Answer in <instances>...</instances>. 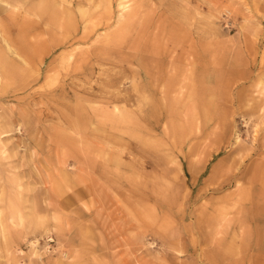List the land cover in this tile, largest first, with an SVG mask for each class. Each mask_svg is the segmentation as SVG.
Returning <instances> with one entry per match:
<instances>
[{"label":"rangeland","instance_id":"obj_1","mask_svg":"<svg viewBox=\"0 0 264 264\" xmlns=\"http://www.w3.org/2000/svg\"><path fill=\"white\" fill-rule=\"evenodd\" d=\"M45 1L0 26V264H264V0Z\"/></svg>","mask_w":264,"mask_h":264},{"label":"bare ground","instance_id":"obj_2","mask_svg":"<svg viewBox=\"0 0 264 264\" xmlns=\"http://www.w3.org/2000/svg\"><path fill=\"white\" fill-rule=\"evenodd\" d=\"M10 1V0H9ZM9 1H6V0H0V14H2L3 16H0V26L3 24V22H5L8 18H12V15L14 14V12H15V10H16V7L15 6H13L14 5V3H13V5L9 2ZM17 1V0H16ZM53 1V3H54V5H58L59 4V2H58V0H52ZM83 1V0H82ZM63 0H61V6H63ZM66 2H67V0H66ZM71 3L72 2H74V0H71L70 1ZM87 2V1H86ZM89 2V1H88ZM111 2V1H110ZM116 2V1H115ZM47 3V1H45V0H31V2H29V8L28 9H32V10H34V9H38L39 7H42V6H44L45 4ZM68 3V2H67ZM107 3H109V2H107ZM16 4V3H15ZM94 4H96V3H94ZM110 4V3H109ZM114 4V3H113ZM17 5H19V4H17ZM16 5V6H17ZM66 5V4H65ZM82 5V4H81ZM107 5V4H106ZM105 5V6H106ZM39 6V7H38ZM119 7V9H120V12H119V14H118V18H119V20L120 21H122V20H124L123 19V17H125V16H128V18H129V16H130V12H131V10H130V6H129V4L127 3V1L126 0H118V5H116V7ZM20 7V6H19ZM74 7V6H73ZM78 7H79V5H78ZM117 7V8H118ZM21 8V7H20ZM23 8V7H22ZM63 8V7H62ZM83 8V7H82ZM103 9V8H102ZM107 9V8H106ZM113 9V8H112ZM62 10V9H61ZM64 10H65V8H64ZM63 10V11H64ZM73 10V9H72ZM31 11V10H30ZM69 10H67V12H68ZM51 12L52 13H54V8H52L51 9ZM76 12V11H75ZM74 12V13H75ZM21 13V12H20ZM24 13H26V12H24ZM77 13V12H76ZM81 13V12H80ZM67 14V13H66ZM28 15V14H27ZM107 15V14H106ZM110 15V14H109ZM31 16V15H30ZM113 16V15H112ZM133 15H131V17H132ZM18 17V16H17ZM67 17V16H66ZM76 17V16H75ZM78 17V16H77ZM95 17V16H94ZM107 17V16H106ZM105 17V18H106ZM114 17V16H113ZM35 18H37V17H35ZM46 18V17H45ZM79 18V17H78ZM77 18V19H78ZM104 18V19H105ZM109 18V17H108ZM38 19V18H37ZM112 19V18H111ZM115 19V18H114ZM19 20V19H18ZM34 20V19H33ZM43 20V19H42ZM86 20V19H85ZM37 21V20H36ZM125 21V20H124ZM39 22V21H38ZM35 23V22H34ZM78 23V22H77ZM81 23V22H80ZM104 23V22H103ZM119 23V22H118ZM23 24V23H22ZM109 24V23H108ZM108 24H107V26H108ZM30 25H31V23H30ZM29 25V26H30ZM32 25H33V23H32ZM101 25V24H100ZM103 25V24H102ZM20 26V25H19ZM80 26V25H79ZM95 26V25H94ZM106 26V27H107ZM23 27H26V26H24V24H23ZM27 27H28V25H27ZM26 27V28H27ZM103 27V26H102ZM25 28V29H26ZM30 28V27H29ZM96 29V28H95ZM101 29V28H100ZM104 29V28H103ZM3 31V30H2ZM79 31V30H78ZM94 31V30H93ZM56 32V31H55ZM57 32H59V31H57ZM72 32V31H71ZM80 32H81V30H80ZM14 33V32H13ZM59 33H61V32H59ZM93 33V32H92ZM79 34V33H78ZM72 35V34H71ZM100 35V34H99ZM74 36V35H73ZM19 37V36H18ZM77 37V36H76ZM96 37H97V35H96ZM4 39V38H3ZM20 39V38H19ZM56 39H59L58 37L56 38ZM75 39V38H74ZM88 39V38H87ZM86 39V40H87ZM21 40V39H20ZM62 40H64V39H62ZM73 40V39H72ZM80 40V39H79ZM82 40V39H81ZM84 40H85V38H84ZM95 40V39H94ZM93 40V41H94ZM101 40V39H100ZM99 40V41H100ZM77 41V40H76ZM83 41V40H82ZM98 41V42H99ZM20 42V41H19ZM22 42V41H21ZM64 42V41H63ZM63 42H62V44H61V46H63ZM74 42V41H73ZM85 42V41H84ZM92 42V41H91ZM90 42V43H91ZM101 42V41H100ZM77 43H78V41H77ZM93 43V42H92ZM91 43V44H92ZM22 44H24V43H22ZM69 44V43H68ZM58 47V46H57ZM66 47V46H65ZM77 47V46H76ZM28 48H30V47H28ZM37 48V47H36ZM64 48V47H63ZM73 47H71V49H72ZM24 49H25V47H24ZM27 49V48H26ZM48 49V48H47ZM51 49V48H50ZM55 49V48H54ZM28 50V49H27ZM88 50V49H87ZM25 51V50H24ZM35 51V50H34ZM67 51V50H66ZM13 52L18 56V57H20L22 60H24V58H22V55L20 54V52L19 51H14L13 50ZM29 52V51H28ZM62 52H64V51H62ZM91 53V52H90ZM96 53V52H95ZM29 55H30V52H29ZM31 55H34V54H31ZM50 55V54H49ZM95 55V54H94ZM97 55V54H96ZM92 57V56H91ZM12 59V58H11ZM80 59V57L78 58V56H76V54L73 52V51H71V52H68L67 54H65L62 58H61V60H62V65L63 66H66V67H68V69H71V72H70V76L71 77H73V76H75V74H73L72 72L74 71V69H73V65H74V63L73 62H76V61H78ZM95 59V58H94ZM3 60V59H2ZM82 61L83 62H89L88 61V58H82ZM15 62V61H14ZM16 63V62H15ZM27 63V62H26ZM5 65H6V63H4ZM86 65V64H85ZM22 66V65H21ZM23 67V66H22ZM28 70V69H27ZM15 71V70H14ZM36 71V70H35ZM30 72V71H29ZM15 74V73H14ZM36 75H38V74H36ZM50 77V76H49ZM75 94V93H74ZM81 99H82V97H81ZM82 100H84V99H82ZM89 102V101H88ZM90 102H92V101H90ZM89 110V109H88ZM72 111V110H71ZM70 112V111H69ZM93 112V111H92ZM71 114V113H70ZM95 114V113H94ZM97 115H99L100 116V114H97ZM69 118V117H68ZM108 118V117H107ZM100 119H101V117H100ZM105 120V119H104ZM76 125V124H75ZM77 126H78V123H77ZM83 128V127H82ZM107 130H108V128H107ZM111 130V129H110ZM102 131V130H101ZM83 135V134H82ZM102 135H104V134H102ZM105 136H106V134H105ZM81 138V137H80ZM106 138V137H105ZM151 138V137H150ZM108 139V138H107ZM151 139H154V138H151ZM81 140H82V138H81ZM85 140V139H84ZM109 140V139H108ZM111 140V139H110ZM112 142V141H111ZM115 142V141H114ZM120 143V142H119ZM129 143V142H128ZM107 144V143H106ZM156 144H154V146H155ZM119 147V146H118ZM117 148V147H116ZM2 149H4V148H2ZM106 149V148H105ZM108 149V148H107ZM112 149V148H111ZM118 149V148H117ZM120 149V148H119ZM131 149V148H130ZM116 150V149H115ZM106 151V150H105ZM138 215V214H137ZM138 217V216H137ZM36 247V246H35Z\"/></svg>","mask_w":264,"mask_h":264}]
</instances>
